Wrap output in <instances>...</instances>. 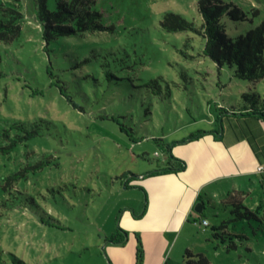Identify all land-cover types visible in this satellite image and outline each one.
Returning a JSON list of instances; mask_svg holds the SVG:
<instances>
[{
    "label": "rangeland",
    "instance_id": "obj_1",
    "mask_svg": "<svg viewBox=\"0 0 264 264\" xmlns=\"http://www.w3.org/2000/svg\"><path fill=\"white\" fill-rule=\"evenodd\" d=\"M223 1L246 15L224 19L231 36L264 21V0ZM198 3L97 0L93 9L106 29L47 46L34 0H0L26 17L19 37L0 41V264H155L148 235L109 241L124 212L146 203L145 187L125 182L165 167L170 146L218 129V118L236 120L232 108L253 105L243 94L257 92L255 107L264 110V81L253 86L204 55ZM49 7L55 10L56 0ZM166 12L183 15L197 31L167 32ZM248 187L243 202L259 219L229 222L233 238L225 243L206 227L212 242L193 251L211 264H264V189L259 180ZM235 193L205 199V218H234L220 203ZM169 254L165 263L174 264Z\"/></svg>",
    "mask_w": 264,
    "mask_h": 264
},
{
    "label": "trees",
    "instance_id": "obj_2",
    "mask_svg": "<svg viewBox=\"0 0 264 264\" xmlns=\"http://www.w3.org/2000/svg\"><path fill=\"white\" fill-rule=\"evenodd\" d=\"M19 3L22 0H7ZM97 0H56V9L49 7V0H34L37 10V19L42 25L43 39L48 46L51 42L60 37L81 35L88 32L106 29L101 24L102 14L93 9ZM3 8V5L0 6ZM199 12L202 16V25L198 28L200 35L204 38V55L211 58L220 68L228 65L234 69L235 76L246 80L255 86L258 82L264 81V21L245 33L231 36L227 30L224 19L230 18L233 21L246 19V15L233 3H226L223 0H199ZM3 18H0V41L10 42L20 36L22 32L21 22L26 18L18 8H3ZM161 26L167 32L197 31L195 24L187 20L183 15L166 12L161 21ZM245 100H252V106L240 109H231L233 117L225 116L218 118L219 127L225 129L224 136L233 135L235 142L248 141L260 165L264 166V110L257 109L255 103L260 98L257 92L243 94ZM243 117L250 119V122L243 120ZM245 118V119H246ZM229 120L228 127H225V120ZM238 120V121H237ZM243 120V123L241 121ZM213 131H201L192 134L186 141H193L203 137ZM218 132V131H217ZM218 132L217 134H219ZM35 133H30L29 137ZM170 151V150H169ZM168 163L164 168H158L147 175H160L167 173H179L186 169L185 160L175 157L170 151L169 156H165ZM125 182L126 186H131ZM244 197L241 194H229L227 199L222 201L224 211L230 212L234 218L226 221L222 219L220 223H212L210 227L212 235L217 241L226 242L232 240L233 234L227 231L229 222L237 220L259 219L255 211L244 204ZM203 204L205 217L206 202ZM214 206L215 204L210 203ZM128 231L118 228L116 233L110 238V242L123 244L128 238ZM243 237L242 235H236ZM138 249L137 260L142 261L143 248L139 235L137 236ZM232 245L229 247L233 248ZM181 264H211L206 253H195L187 250L182 258Z\"/></svg>",
    "mask_w": 264,
    "mask_h": 264
},
{
    "label": "crops",
    "instance_id": "obj_3",
    "mask_svg": "<svg viewBox=\"0 0 264 264\" xmlns=\"http://www.w3.org/2000/svg\"><path fill=\"white\" fill-rule=\"evenodd\" d=\"M210 131L213 132L199 139L189 142L184 139L170 146L175 157L186 161L184 171L146 173L142 180L129 183L145 187L146 203L138 211H125L120 224L125 231L136 232L142 238L149 236L150 243L157 247L155 264H168L165 263L168 250L174 264H180L187 250H203L210 245L209 230L202 223L208 219L195 210L200 201L222 198L233 190L246 197L249 182L256 186L257 180L264 189V171L258 170L262 165L248 141L235 142L232 134L224 136L222 127ZM162 240L164 246L160 249Z\"/></svg>",
    "mask_w": 264,
    "mask_h": 264
},
{
    "label": "water",
    "instance_id": "obj_4",
    "mask_svg": "<svg viewBox=\"0 0 264 264\" xmlns=\"http://www.w3.org/2000/svg\"><path fill=\"white\" fill-rule=\"evenodd\" d=\"M195 210L198 212V213H201L203 212L204 208H203V204L201 202H199L196 207H195Z\"/></svg>",
    "mask_w": 264,
    "mask_h": 264
},
{
    "label": "built area",
    "instance_id": "obj_5",
    "mask_svg": "<svg viewBox=\"0 0 264 264\" xmlns=\"http://www.w3.org/2000/svg\"><path fill=\"white\" fill-rule=\"evenodd\" d=\"M258 170H259L260 172H263V171H264V166H260V167L258 168ZM202 223H203V225H205V226L209 225V221H208V220H203Z\"/></svg>",
    "mask_w": 264,
    "mask_h": 264
}]
</instances>
